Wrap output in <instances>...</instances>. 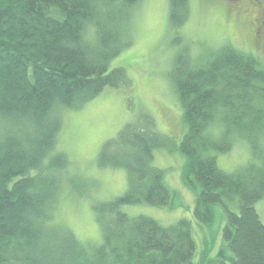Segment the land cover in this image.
Instances as JSON below:
<instances>
[{
	"label": "trees",
	"instance_id": "16d2710c",
	"mask_svg": "<svg viewBox=\"0 0 264 264\" xmlns=\"http://www.w3.org/2000/svg\"><path fill=\"white\" fill-rule=\"evenodd\" d=\"M138 2L0 0V264H194L188 220L165 226L120 211L131 204L173 206L164 171L152 165L153 151L163 147L185 157L181 177L196 192L197 221L211 224L214 205L223 206V239L232 255L223 247L204 264H264V224L255 206L264 198V65L231 45L199 66L177 57L172 78L187 127L179 144L151 123L127 125L102 146L99 165L124 168L128 183L102 207L110 215L99 217L101 243L83 245L52 222L67 164L55 151L60 109L128 82L125 70H109V63L130 43L126 25ZM187 7L188 0H169L172 26L184 23ZM214 124L223 129L218 138L208 133ZM233 134L248 142L254 160L225 172L216 153L231 149Z\"/></svg>",
	"mask_w": 264,
	"mask_h": 264
},
{
	"label": "rangeland",
	"instance_id": "374dc122",
	"mask_svg": "<svg viewBox=\"0 0 264 264\" xmlns=\"http://www.w3.org/2000/svg\"><path fill=\"white\" fill-rule=\"evenodd\" d=\"M221 2L188 0L184 23L172 26L169 0H139L126 25L130 43L109 63V70L123 68L128 82L118 87H106L80 106L60 109L61 127L55 151L65 155L67 164L60 170L52 222L70 230L83 245L101 243L99 217L106 220L110 215L102 207L127 189L124 168L99 165L102 146L116 139L119 132L131 124L147 127L152 123L151 128L159 134L174 137L176 144L185 134L187 127L172 78L177 57L186 55L191 66H199L225 45L251 54L257 48L248 24L254 16L248 18L243 12L236 16ZM257 53V57L264 59L261 51ZM211 126L208 133L214 138L220 137L223 131L220 124ZM260 147V155L264 156V136L260 138ZM251 150L244 138L233 134L231 149L216 153L217 165L225 172H232L254 160ZM184 162V155L177 149L163 147L153 151L152 165L164 171V182L175 193L172 207L131 204L122 205L120 211L129 217L147 216L165 226L180 219L188 220L196 245L194 264H204L223 247L231 256L223 239L222 204L214 205L215 217L211 224L195 219L196 192L182 181ZM225 203L231 210L238 211L235 201L226 200ZM255 206L264 224V198Z\"/></svg>",
	"mask_w": 264,
	"mask_h": 264
},
{
	"label": "flooded vegetation",
	"instance_id": "af4514ba",
	"mask_svg": "<svg viewBox=\"0 0 264 264\" xmlns=\"http://www.w3.org/2000/svg\"><path fill=\"white\" fill-rule=\"evenodd\" d=\"M214 3L220 2L231 9V12L237 16L238 13L246 14V17H253L248 21L249 28L252 31V39L257 48L252 55L264 65V59L258 55V51L264 54V0H211ZM227 4V5H226Z\"/></svg>",
	"mask_w": 264,
	"mask_h": 264
}]
</instances>
